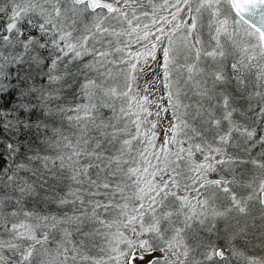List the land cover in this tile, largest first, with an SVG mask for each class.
<instances>
[{
	"label": "snow or ice",
	"instance_id": "snow-or-ice-1",
	"mask_svg": "<svg viewBox=\"0 0 264 264\" xmlns=\"http://www.w3.org/2000/svg\"><path fill=\"white\" fill-rule=\"evenodd\" d=\"M0 264H264V0H0Z\"/></svg>",
	"mask_w": 264,
	"mask_h": 264
},
{
	"label": "rangeland",
	"instance_id": "rangeland-1",
	"mask_svg": "<svg viewBox=\"0 0 264 264\" xmlns=\"http://www.w3.org/2000/svg\"><path fill=\"white\" fill-rule=\"evenodd\" d=\"M158 2V0H157ZM141 94H143V91H141ZM170 115V114H169ZM157 131H159L161 133V136L157 138V142L160 141V139L162 138V134H163V126H161L160 128L157 129ZM215 173H211L210 174V178H215Z\"/></svg>",
	"mask_w": 264,
	"mask_h": 264
},
{
	"label": "trees",
	"instance_id": "trees-1",
	"mask_svg": "<svg viewBox=\"0 0 264 264\" xmlns=\"http://www.w3.org/2000/svg\"><path fill=\"white\" fill-rule=\"evenodd\" d=\"M89 254H90V255H100V253H99V252H96V251H92V252H90Z\"/></svg>",
	"mask_w": 264,
	"mask_h": 264
}]
</instances>
